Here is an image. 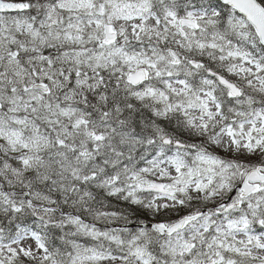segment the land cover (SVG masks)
I'll list each match as a JSON object with an SVG mask.
<instances>
[{
	"label": "snow or ice",
	"instance_id": "snow-or-ice-1",
	"mask_svg": "<svg viewBox=\"0 0 264 264\" xmlns=\"http://www.w3.org/2000/svg\"><path fill=\"white\" fill-rule=\"evenodd\" d=\"M0 264H264V0H0Z\"/></svg>",
	"mask_w": 264,
	"mask_h": 264
}]
</instances>
